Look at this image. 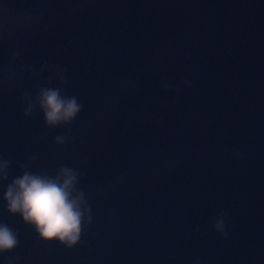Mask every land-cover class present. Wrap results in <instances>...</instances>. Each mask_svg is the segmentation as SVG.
<instances>
[{"label": "clouds", "instance_id": "1", "mask_svg": "<svg viewBox=\"0 0 264 264\" xmlns=\"http://www.w3.org/2000/svg\"><path fill=\"white\" fill-rule=\"evenodd\" d=\"M123 2L0 0V99L12 96L24 120L42 121L21 158L0 151V203L40 241L66 251L90 243L87 238L98 222L96 204L124 200L136 191L138 176L155 187L188 166L203 165L213 155L236 165L250 156L246 148L231 142L232 133L221 129L218 115L187 105L200 95L205 51L215 42V27L208 19L193 16L156 40L142 59L69 91L75 63L71 59L57 62V58L71 57L75 50L80 72L102 69L113 55L106 42L114 12L101 9ZM147 2L184 6L200 0ZM90 17H95V25L85 43L81 44L85 34L72 32L50 55L38 61L27 58L37 39L55 37ZM110 125L124 133L152 125L167 130L175 143L134 149L126 166L92 185L88 183L92 158L86 145ZM49 141L57 158L45 163L36 149ZM237 226V213L221 208L193 231L227 241ZM20 242L19 232L0 222V256L14 252ZM19 259L15 256L9 264ZM193 264H199L198 259Z\"/></svg>", "mask_w": 264, "mask_h": 264}, {"label": "water", "instance_id": "2", "mask_svg": "<svg viewBox=\"0 0 264 264\" xmlns=\"http://www.w3.org/2000/svg\"><path fill=\"white\" fill-rule=\"evenodd\" d=\"M114 12L106 42L111 60L100 70L79 71L76 51L57 62L75 63L69 91L95 83L118 72L125 64L142 59L154 42L176 31L193 16L208 19L215 27V42L205 51L200 72V95L187 102L218 115V125L230 130L231 142L246 148L249 159L241 165L223 156H210L201 166H188L169 182L145 184L138 176L136 191L121 201H99L98 222L87 246L66 251L40 241L19 216L9 215L0 203V222L20 234V246L0 256V264H264V0H200L175 6L125 0L103 6ZM95 17L70 26L52 38L37 39L30 61L53 53L75 32L92 34ZM149 91L156 93L154 87ZM42 127L38 119L24 120L18 101L0 99V151L19 159L30 139ZM175 143L167 130L148 125L124 133L110 125L86 145L92 164L89 184H96L126 166L138 147ZM45 163L56 159L50 141L36 149ZM237 213L238 226L230 240L198 235L218 209Z\"/></svg>", "mask_w": 264, "mask_h": 264}]
</instances>
